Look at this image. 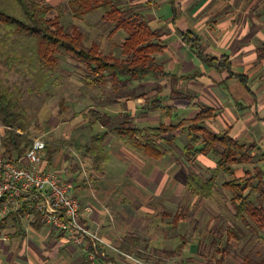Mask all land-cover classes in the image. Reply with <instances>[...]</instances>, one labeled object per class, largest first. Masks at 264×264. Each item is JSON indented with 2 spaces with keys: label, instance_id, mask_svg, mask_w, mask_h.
Wrapping results in <instances>:
<instances>
[{
  "label": "rangeland",
  "instance_id": "obj_1",
  "mask_svg": "<svg viewBox=\"0 0 264 264\" xmlns=\"http://www.w3.org/2000/svg\"><path fill=\"white\" fill-rule=\"evenodd\" d=\"M34 1L48 10L49 19L55 17L57 9L60 10L64 14L62 26L65 27L72 21L70 15H66L68 0H61V5H56L57 0ZM213 1L215 5L217 3L214 8L217 11L215 16L227 22L232 17H238L239 13L242 15L241 9L244 5L249 8L247 12L251 18L252 32L255 33L264 26V0ZM229 3L235 9L234 14L228 6ZM151 4L152 2L143 4L136 11L142 14L148 13L156 6L154 3L152 6ZM123 9H127V6ZM256 18L260 22L259 28L255 23ZM76 25L87 47L95 45L105 56H113L119 60L127 58L120 46L126 34L123 31H116L117 35L112 36L115 33L113 32L115 25L104 21L100 12L90 16L85 23L78 22ZM234 25L236 23L231 24L232 27ZM166 32L168 34L169 31L166 30ZM251 45L255 51L256 48L261 47L262 39L253 35ZM156 58L161 60L162 56H156ZM226 58L228 59L227 56ZM16 69V71H10L7 65H0V78L6 86L14 87L21 96V104L26 110L27 132L30 140L32 142L42 140L46 143V147L56 146L58 149L55 153L62 157L67 155L69 148H72L83 162L85 159L83 150H78L75 146L83 145V143L90 145L85 126L88 110L99 111L100 107H114L112 102L106 103L105 100L102 102L106 105L102 104L99 98L111 96L114 93L111 84L108 83L99 88H87L82 81V70L75 66V62L59 57L50 83L37 94L34 92L35 84L29 72ZM260 69L257 63L248 71L252 82L258 79L263 80V72ZM132 82L133 84H130L126 90L116 92L118 95L122 94L123 98L132 100L129 108L136 103H139L143 109L152 105L155 108V111H149L148 123L139 127L144 128L147 125L167 127L166 124L176 126L179 122L185 121L181 119L193 117L194 114L190 113V109L181 116H174L175 112H171V108L167 107L169 101L172 102L171 95L175 96L184 91V88L180 87V81L147 77ZM169 90L173 94L169 95ZM121 103L124 104V102ZM120 106L125 111L124 106L122 104ZM168 113L172 114L171 122L166 117ZM165 118L167 123L163 121ZM158 120L159 123H157ZM188 126L189 124H183L163 135L165 142L158 143L166 156L152 162L155 170L150 165L148 170L144 167L150 157L132 152L122 144H117L112 138H109L106 144V149L112 157L111 164L104 174L96 177L90 169L89 160L84 161V171H80L78 176L84 177L83 174H85L90 180L94 175L93 179L96 182L89 185L82 184L84 187L78 182L80 186L76 185L74 189L76 191L80 189L77 192L78 200L82 206L86 205L89 208L88 215L84 216V223L88 226L93 217L98 218L100 222H106L108 219L110 226L116 229L120 236H112L107 232L110 238L104 240L119 252L120 239H123L125 235L137 234L142 241L130 257H123L114 252L115 255L126 258L134 264H244L245 259L251 264H264V230L251 221L250 227H247L242 221L234 219V211L230 203L233 193L223 186L234 178H243L246 172L255 174L257 169L264 172V167L259 164L260 153H254L249 164L235 168L233 176L220 174L214 201L200 199L185 189V176L187 172H195L203 179H207L208 168H213L219 157L211 152L205 156L196 155L194 158L184 154L183 148L189 144V134L182 130L180 133L178 130ZM202 127L206 128V122L202 124ZM7 131L8 128L0 123L2 142ZM109 132L112 131L109 130ZM245 146L248 151L252 148L251 144ZM61 160L62 158L58 159L59 162ZM143 169H145L144 173H150L147 181L141 176ZM151 171L154 172L151 173ZM122 215L124 224L120 222ZM15 230V226L8 221L6 230L0 232V241L5 239L3 243H7L6 245L13 246L17 243L20 246V248H10L5 254H3L5 249H0V264H78L73 261V258L67 259L71 255H66L67 252L69 253L67 251L69 242L58 249L62 257L54 259L51 255H47L50 248L46 247L48 245L46 241L56 239L60 242L64 239L61 235L32 236L29 230L28 232L21 230V235L18 234L17 238L12 236ZM98 233L96 232L99 236ZM28 242L35 243L47 252L42 255L44 261H40L37 257L40 255L39 252H36L39 254L37 256L34 252H24L22 245L26 250L29 245H32H28ZM75 251L83 256L78 249ZM82 261V264H87L84 256Z\"/></svg>",
  "mask_w": 264,
  "mask_h": 264
},
{
  "label": "trees",
  "instance_id": "obj_2",
  "mask_svg": "<svg viewBox=\"0 0 264 264\" xmlns=\"http://www.w3.org/2000/svg\"><path fill=\"white\" fill-rule=\"evenodd\" d=\"M125 0H73L68 3L72 17L84 21L85 17L99 11L103 20L114 24L113 32L118 30L126 34L122 44L124 60L103 55L98 47H87L82 34L75 26L64 27L60 18H48V10L34 0H0V65H7L10 71L19 68L29 72L34 81V92L39 94L49 83L54 74L59 57L75 62L82 70V81L87 88H99L112 82L116 91L126 90L132 81L147 77L160 80L169 78L173 81L189 80L166 73L154 55L161 53V37L166 34L150 29L145 16L137 12L138 6H128ZM172 13V22L177 18L175 0H168ZM127 6V9H123ZM184 46L188 47L205 66L213 68L218 73L226 72L228 79H237L247 88L246 76L234 75L230 62L226 57L215 59L206 56L200 48V39L191 32H180L175 28ZM159 92V91H158ZM122 96V94L120 95ZM212 110L204 109L192 120L179 122L178 125L137 129L124 119H113L96 110H88V125L98 123L105 131L95 134L90 139L88 153L91 155V167L95 172L103 173L108 162V153L103 149L102 142L107 138L109 130H113L116 139L126 149L160 159L165 156L158 142H165L163 135L183 124L187 132L189 144L183 148V153L191 155L216 154L219 159L213 168H208L209 177L203 179L195 172H187L185 188L191 195L203 200H215L217 179L221 173L233 176L234 166L249 164L253 154L246 149L245 144L231 138L227 131L214 133L202 124L211 117ZM207 114V115H205ZM0 123L8 128L3 138L4 152L11 156L21 155L32 145L27 132L26 110L21 104V96L14 87H8L0 78ZM58 148L47 146L46 156H52ZM264 160V154L261 156ZM223 186L231 190L230 200L235 220L242 221L250 227V221L264 230V172L257 169L255 174L246 172L243 178H234ZM10 221L16 228L12 236H17L20 230L19 218L11 214L0 220V232L4 231ZM42 221L33 224L38 229ZM140 246V241L128 236L119 245L122 254L130 256ZM105 261L99 258L98 261ZM244 264H251L245 259Z\"/></svg>",
  "mask_w": 264,
  "mask_h": 264
},
{
  "label": "crops",
  "instance_id": "obj_3",
  "mask_svg": "<svg viewBox=\"0 0 264 264\" xmlns=\"http://www.w3.org/2000/svg\"><path fill=\"white\" fill-rule=\"evenodd\" d=\"M70 1L73 0L67 1L66 15H70L72 21L69 22L67 26L71 24L77 27L76 23H85V20H87L90 16H92L96 12H99L96 11L91 13L90 15L85 17L84 21L76 20L72 17L68 7V3ZM255 1L257 2L259 0ZM60 2L61 0H57L55 3L56 5H58L60 4ZM148 2L156 4L154 9H148L149 12L143 14L147 19L150 29L153 31H159L162 34H166V30L169 31L168 34L161 37V45H163V50L161 53L154 55L156 62L162 65L166 73L174 75L176 77H184L189 79L180 80V87H182V89L184 88V91H179L180 93L175 96L171 95V97L173 96V98H171L172 102L169 101L167 107L171 108V112H175L174 116H181L188 109L191 110L190 113L194 114L193 117L189 119L181 120H190L192 118H195L196 115H198V113H200L203 109H211L214 112H212V116L206 121V128L214 133H222L227 131L229 136L234 140L239 141L240 143H243L245 145L251 144L252 148L249 151L252 154L260 153L259 164L260 166L264 167V160H262L261 158L262 154H264V26L262 27V29L257 30V32H252L250 27L251 18L247 12L249 8L245 7L244 5L241 9L242 15L237 12L239 13L238 17H232L228 19L227 22V20L215 16L217 11L214 8L217 3L215 5V2L213 0H175L177 18L175 23H173L171 8L168 0H125L126 5L138 7ZM228 6L231 8L233 13L235 11L234 7L230 5V3L228 4ZM63 16L64 14H62L60 10L57 9L54 18L59 17L60 23H62ZM257 19L258 18H256L257 22L255 23L257 24V28H259L260 22ZM225 22H227V25H225ZM232 23H236V25L232 27ZM175 28L180 32H191L198 36L200 39L201 51L206 56L215 59H221L222 57L227 56L231 65V72L234 75L246 76L248 78L247 88H245L237 79H228V74L226 72L218 73L215 69L207 67L201 61H199L195 54L188 47L182 44L180 37L175 31ZM119 31L121 30H118L117 32ZM114 35L116 36L117 33L115 32L114 34H112V36ZM253 35H257L258 39H262L261 47L256 48L255 51H253L254 48L251 45ZM123 42L120 44L121 47ZM156 56H162L163 59L161 58L160 60L156 58ZM257 63L259 68L261 67L260 71L263 72V80L261 81V79H258L256 82H252L248 71H250V69ZM108 83H110L112 86V82L109 81L106 84ZM131 84H133V82H131ZM112 89L114 93H112L111 96H100L99 98L101 102L104 100L106 103L112 102V105L114 107H100L98 111L99 113L107 115L109 118H113L116 120L118 118L127 120L129 121L130 125L137 129L156 127L154 125H147L144 128L139 127L140 125L143 126L147 124L150 120V118L148 117L149 111H155V108L152 104V106L150 105L151 107L146 109H143L139 105V103H136V105H131L132 107L129 108V104L132 103V100L123 98L116 93L117 91L113 87ZM168 93L169 95L173 94L171 90H169ZM132 98L136 99V97ZM121 102H124V104L126 103V110L124 104ZM106 103L102 102V104L105 105ZM121 104L124 106L125 111H123L122 106H120ZM171 115L172 114L168 113V115L166 116L169 118L170 122L172 118ZM163 121L167 123L166 118L163 119ZM153 123L155 122L153 121ZM157 123H159V120L157 121ZM85 126L87 127L86 130L88 131V142H90V139L93 135L105 131V128L98 123H94L89 126L88 116H86L85 119ZM166 126L168 127L169 125L166 124ZM182 129H179L178 131L181 133ZM111 131L112 132H108L107 138L102 142L103 149L108 153V162L105 164L104 172L108 170L112 159L111 154L106 149L108 139L112 138L117 144L121 145V143H119L116 139L115 132L113 130ZM88 147L89 146L88 144L86 145V143H83V145L76 144L75 146L76 149L83 150V153L85 155L84 161L89 160V166L93 174L96 177L100 176L104 174V172L99 173L92 170L91 155L88 153ZM68 150L69 151L67 152V155L63 157L59 156L58 153H55L48 158V156H46L45 154L43 166L45 169L50 171H60L61 169H67L68 172L66 174H62V178L64 180L71 181L73 194L78 199L77 192H79L80 189H78L77 191L74 190L76 185L78 186L80 183V185L83 186L82 184L89 185L90 183L95 184L96 182L95 179H93L94 175L91 176L92 178H90V180L86 178L85 174H83L85 178L82 175L78 176L80 171H84L85 162H82L79 159L77 152H74L72 148H69ZM59 158H62L60 162L58 161ZM160 159H147V165L144 167L146 168V170H148L150 165L151 168L155 170L152 162ZM238 166L241 165L234 166V170H236L235 168H238ZM144 170L145 169L141 170V176L144 177L147 181L150 178V173H144ZM153 172L154 171H151V173ZM81 207L83 216L82 218L84 222V216L88 215L89 208L86 205L82 206V204ZM19 222L21 225L19 235H21V230L25 232H28L29 230L32 236H44L50 234L49 237H52V234L55 235V233L44 224L40 228L35 229L32 225L36 224L37 222L27 223L26 221H21L20 219ZM120 222H123L122 224H124L123 215L122 221ZM85 225L87 226V224ZM88 226L87 227L90 230L99 232L98 234L103 238V240L110 238L108 237L107 232L112 236H120L119 234H117L116 229H113V227L110 226V224L108 223V219H106V222H100L98 218L96 219L95 217H93L92 221L88 223ZM117 231L119 232V230ZM128 236H132L138 239L140 243L142 241L141 238L137 236V234L133 233L131 235H125L123 239H120V242L124 241V239ZM15 237L18 238L19 236L17 235ZM21 239L26 240V238ZM4 240L5 239L0 241V249H5V252L3 254H5L6 251H8L12 247L20 248L17 243H14L13 246L6 245L7 243H3L5 242ZM104 241L106 242V240ZM46 242L48 243L46 247L50 248L49 253L45 252V250L41 249L35 243L33 244L31 242H28V245H32H29L27 250L24 248V245H22V249L24 250V252L26 251V253L34 252L36 256L39 255L37 254L39 252L40 255L37 257L40 261H44L42 255L46 253L48 256L51 255L54 259L59 256L62 257V255H59L58 249L64 246L65 243H67L65 239H62L60 242H57L56 239H50V241ZM110 246L112 247V245ZM67 249L69 253L67 252L66 255L71 254L67 257V259L69 258L71 260V258H73L74 262L82 264V259L84 256L87 264H90L87 261L85 249L83 247L73 246L72 244H70L67 246ZM75 249L81 251L83 256L81 255V253L79 254L77 251H75ZM114 252L121 254L123 257H130L120 253L113 247V249L111 250H105V256L103 257L105 260L109 261V263L103 260L98 261L97 264H134L128 261L126 258L115 255ZM78 259L81 261H79Z\"/></svg>",
  "mask_w": 264,
  "mask_h": 264
},
{
  "label": "built area",
  "instance_id": "obj_4",
  "mask_svg": "<svg viewBox=\"0 0 264 264\" xmlns=\"http://www.w3.org/2000/svg\"><path fill=\"white\" fill-rule=\"evenodd\" d=\"M45 148L37 140L21 155L8 156L0 137V220L13 214L27 223L42 221L73 246L83 247L87 261L97 264L113 247L84 224L72 183L62 178L68 170L44 168Z\"/></svg>",
  "mask_w": 264,
  "mask_h": 264
}]
</instances>
